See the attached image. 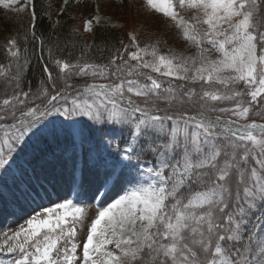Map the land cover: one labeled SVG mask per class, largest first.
<instances>
[{
    "label": "snow or ice",
    "instance_id": "snow-or-ice-1",
    "mask_svg": "<svg viewBox=\"0 0 264 264\" xmlns=\"http://www.w3.org/2000/svg\"><path fill=\"white\" fill-rule=\"evenodd\" d=\"M145 4L171 20L196 53H161L159 42L141 47L134 35L136 51L124 46L125 59L117 49L108 64L53 58L49 49L59 75L45 64L48 84L33 93L21 88L28 62L18 38L7 39L9 63L0 64L6 96L0 100V202L47 193L43 173L58 165L68 169L75 193L40 205L26 226L4 233L0 252L16 254L12 264H264V123H240L253 105H264V17L257 0ZM0 6L29 12L35 39L34 0H0ZM185 7L195 13L190 19L179 14ZM101 19L94 17L97 24ZM92 28L89 19L84 30ZM153 74L168 78L167 86ZM73 77L108 82L70 91ZM221 101L232 106L210 104ZM185 104L202 110L191 114ZM109 125L127 128L128 139L110 138ZM128 185L98 210L78 244L81 195Z\"/></svg>",
    "mask_w": 264,
    "mask_h": 264
},
{
    "label": "rangeland",
    "instance_id": "rangeland-1",
    "mask_svg": "<svg viewBox=\"0 0 264 264\" xmlns=\"http://www.w3.org/2000/svg\"><path fill=\"white\" fill-rule=\"evenodd\" d=\"M58 4L62 8L68 9L74 16L82 18L84 22L89 19L93 20V31L97 23L94 20V17L99 14L104 20V8L105 7H120L124 8L125 11L131 17L132 23L136 25L138 32L140 31L141 41L143 45L146 44H156L158 45L161 53H167L169 49H172L178 53H183L185 55H194L196 53V48L181 36V31L176 25L163 16L160 13H156L146 7L145 0H57ZM175 3V0H174ZM180 16L185 19H190L195 13L190 8H179L178 9ZM100 21V22H101ZM110 21L109 18H106L104 22ZM9 22L6 15L3 14L2 6H0V38H3L9 32ZM139 27V29H138ZM206 27V26H201ZM134 30V29H133ZM5 34V35H4ZM4 35V36H3ZM11 38V35L8 34L5 36V39ZM7 41V40H6ZM5 41V45H6ZM130 51H136L135 46H131ZM129 51V52H130ZM212 55H215L213 52ZM159 79L165 81V86H167L166 77H161L159 74ZM81 77H73L71 80L78 82ZM91 83H107L108 81L102 78H96L95 81L90 77ZM174 84H182L183 81L175 80L172 78ZM141 82H145L141 80ZM221 89L223 86H220ZM197 91L200 89L197 86ZM212 106L215 107H231V102H210ZM160 108H166L167 105L164 103L159 104ZM189 110L191 114H194L199 109L198 105H188L184 106ZM208 115L214 116L213 114L219 113H207ZM255 115V116H254ZM258 123H264V105H253L252 110L250 111L249 117L247 120H241L240 123H248L251 119L257 120ZM64 119L63 117H60ZM227 118V117H226ZM87 119V118H84ZM108 131L113 133V136L110 137L115 141H125L128 139L129 130L121 126H107ZM151 164V158H148V162L143 165L147 167ZM70 168V164H69ZM44 181V187L47 188V193L40 190L39 197H28L26 195L17 194V198L13 203V197H9L8 203L0 202V246L3 245L5 239L4 233L11 234L12 232L18 230L21 226H26V221L35 213L33 209L39 211V206L43 205L45 207L53 206V202H62L63 198L73 199L75 193L69 190L68 182V169L62 166H56L53 168L47 169L43 173L42 177ZM132 185H128L124 190H116L109 192L105 188H99L97 191L96 187L89 189L85 194H82L80 200L83 202L85 207V215L80 219L74 222V226L77 230L76 242L81 244L86 239L87 230L90 227L92 220L95 218L98 210L102 207L107 206L108 203H111L114 199L119 198L120 195L125 194ZM93 197L95 199L93 200ZM69 224H73L72 218H69ZM61 248L65 246V242L61 241ZM111 247V246H110ZM81 254V250L78 249L77 255ZM16 254H9L5 250L0 252V264H12V260Z\"/></svg>",
    "mask_w": 264,
    "mask_h": 264
},
{
    "label": "trees",
    "instance_id": "trees-1",
    "mask_svg": "<svg viewBox=\"0 0 264 264\" xmlns=\"http://www.w3.org/2000/svg\"><path fill=\"white\" fill-rule=\"evenodd\" d=\"M257 3L259 16L264 17V0H257ZM34 6L36 11L35 39L31 34L30 24L33 21L29 12H15L2 7L3 14L6 15L9 22V32L4 35L17 36L18 44L22 48V57L28 62L24 67L21 80V88L24 91L31 89L33 93H36L42 86L48 84L44 72L45 64L54 69V76L59 75L52 60L49 59V49L52 50L53 58L72 62L86 61L92 64H108L117 49H120V54L127 59V53L123 52V48L127 46L130 51L131 46H134L131 42L133 35L140 46L144 47L139 35L140 31L138 32L136 25L132 23L131 17L124 8L105 7L103 9L105 19L109 18L110 21L104 22V19L95 25L93 31H85L84 20L74 16L68 9L62 8L57 0H34ZM5 36L0 38V64L7 66L9 57L5 51V41L7 40ZM25 36L27 37L26 41L24 40ZM41 40L43 44H41ZM153 75L159 79L158 75ZM90 80V77H81L78 82L70 80L69 83L74 85V89H70V91L75 88H83L86 83H91ZM141 80L143 79L141 78ZM218 87L221 88L220 85ZM49 91H51L50 88ZM8 94H11V89H8ZM3 98H6L5 88L2 78H0V100ZM134 99L137 102L141 101V98L134 97ZM244 99L247 101L248 97ZM255 119L258 120L257 117Z\"/></svg>",
    "mask_w": 264,
    "mask_h": 264
}]
</instances>
